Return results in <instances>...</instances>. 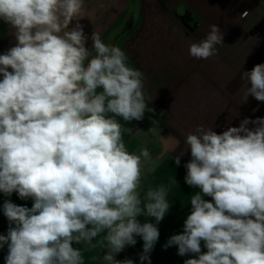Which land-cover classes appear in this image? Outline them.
Returning a JSON list of instances; mask_svg holds the SVG:
<instances>
[{
    "label": "clouds",
    "instance_id": "9594fccd",
    "mask_svg": "<svg viewBox=\"0 0 264 264\" xmlns=\"http://www.w3.org/2000/svg\"><path fill=\"white\" fill-rule=\"evenodd\" d=\"M84 6L85 0H0V20L16 40L0 54V193L33 200L31 208L3 204L6 264H85L86 249L74 245L105 249L99 264H133L115 257L137 236L140 260L150 264L157 225L171 208L168 187L148 186L157 158L147 147L130 152L118 119L141 121L153 111L144 74L95 31L92 54L79 23ZM223 44L221 28L210 25L203 40L190 43L189 55L207 60ZM241 78V103L249 96L264 102V63ZM184 143L173 160L179 166L190 149L185 183L199 191L183 233L164 248L197 254L184 264H264V118H245L220 134L197 125Z\"/></svg>",
    "mask_w": 264,
    "mask_h": 264
},
{
    "label": "crops",
    "instance_id": "0c3cea01",
    "mask_svg": "<svg viewBox=\"0 0 264 264\" xmlns=\"http://www.w3.org/2000/svg\"><path fill=\"white\" fill-rule=\"evenodd\" d=\"M244 11L248 15L242 18ZM83 16L79 23L93 55L91 35L95 31L105 43L121 47L128 65L144 74V92L153 111H146L141 121L118 119L128 129L123 133L128 150L137 152L147 147L157 158L148 186L169 188L171 208L157 225L160 236L149 254L150 264H184L197 254L180 256L176 246L165 249L164 245L172 235L183 233L184 221L191 212V195L199 190L185 183L190 149L184 151L179 166L173 159L186 147V134L197 125L213 127L220 134L228 127H238L245 118H264V102L249 96L246 103H241L246 84L242 73L264 63V0H85ZM214 24L224 33L218 54L207 60L192 58L190 43L203 40ZM15 44L10 25L0 20V54ZM248 127L255 125L250 123ZM175 141H179L178 147ZM174 178L176 184L172 183ZM5 200L29 208L33 204L32 199L22 200L16 193L10 197L0 193V235H7L9 228L3 214ZM138 219L142 223L145 220L143 216ZM136 240L115 258L149 264L140 260L143 241L138 236ZM74 246L86 249L85 264H99L106 251ZM206 251L201 241V252ZM7 255L4 245L0 248V264H6Z\"/></svg>",
    "mask_w": 264,
    "mask_h": 264
}]
</instances>
